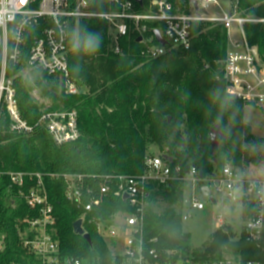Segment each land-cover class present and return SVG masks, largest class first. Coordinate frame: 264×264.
Segmentation results:
<instances>
[{
	"label": "trees",
	"instance_id": "16d2710c",
	"mask_svg": "<svg viewBox=\"0 0 264 264\" xmlns=\"http://www.w3.org/2000/svg\"><path fill=\"white\" fill-rule=\"evenodd\" d=\"M92 13L121 10L113 0H87ZM173 12L189 13L190 0H167ZM139 13L156 10L152 0L133 1ZM241 17L257 22L244 26L248 42L264 53V0H237ZM158 23H149L150 28ZM192 43L188 50L168 46L165 54L151 58L132 29L119 39L121 53L113 50L109 22L91 16L72 20L69 39V69L77 84L86 88L68 94L59 78L45 71L24 70V65L7 66L13 79L19 109L34 125L43 113L76 110L81 136L57 145L45 126L31 134L10 132V118L0 113V264H37L22 246L24 219L36 215L24 199L35 184L26 178L23 186L11 184L9 171L40 173L53 204L56 230L63 256H76L108 263L111 251L90 218L111 219L118 212H129L128 201L115 192L118 175L145 172V159L151 145L167 155L172 168L180 165L181 177L196 167L203 177L220 172L231 163L246 169L264 163V138L253 135L244 121L246 104L229 96L223 80L222 62L228 48V32L213 22H193ZM98 34L100 47L92 53L83 50L88 34ZM148 35H151L149 32ZM78 43L79 48L73 45ZM28 56V47L25 49ZM1 65V61H0ZM38 88L50 105L40 104L33 95ZM221 125V137L214 151L210 131ZM172 158V160L170 159ZM81 175L84 188L96 193L107 182L111 191L99 208L88 214L85 230L91 243L74 231L82 209L67 195V175ZM182 179L167 183L154 181L147 187L145 238L157 249V264L211 263L224 258V249L243 264L264 262V233L257 240L242 234L228 237V227L211 234L201 247L183 230ZM85 201L89 197L84 198ZM229 252V251H228Z\"/></svg>",
	"mask_w": 264,
	"mask_h": 264
},
{
	"label": "built area",
	"instance_id": "2783aa9c",
	"mask_svg": "<svg viewBox=\"0 0 264 264\" xmlns=\"http://www.w3.org/2000/svg\"><path fill=\"white\" fill-rule=\"evenodd\" d=\"M121 5V10L107 13H92L87 0H0V113L6 110L10 118V132L28 135L39 126H45L54 142L64 145L78 140L81 136L76 110L50 111L43 113L37 123L32 125L23 118L19 109L17 92L13 79L7 75V66L24 65L25 71H45L60 79L68 94L79 92L69 69V39L72 20L97 16L106 19L115 53H121L119 39L132 29L138 37L142 36L146 52L151 58L166 53L168 46L188 50L192 43L193 22H213L222 25L228 32V48L222 62L223 80L226 90L233 99L246 105L264 106V53L252 46L245 34L248 22H257L241 17L237 11L221 9L218 0H198L201 11L195 13L192 5L189 13H175L167 0H152L156 10L146 13L136 12L133 0H113ZM219 8L221 11L214 9ZM149 23H158L150 28ZM236 26L239 38L232 35ZM159 29L167 44L159 43L154 30ZM151 35H148V33ZM28 56L25 58V49ZM257 50V55L255 54ZM165 153L148 155L146 170L139 175H118V188L115 194L124 198L127 194L131 208L129 212H118L111 219L92 217L89 223L95 224L98 234L104 238L111 251L108 263L97 259L76 256H63L55 227L56 217L40 173L9 171L11 184L23 186L25 179H35V184L24 193V199L36 215L24 219L27 225L22 233V246L37 264H157V249L145 238V211L147 208V187L154 181L167 183L171 179H182L192 185L190 197L183 198V221L191 218V211L206 210L202 186H208L211 195L218 203L219 195H227L242 205L244 217L241 235L250 240L259 239L264 233V178H249L245 169L227 163L220 172L210 173L200 179L196 167L181 177L180 165L172 168ZM2 173L0 172V175ZM68 198L82 209V227L88 214L99 208L103 198L111 191L107 182L100 186L98 193L93 188H84L81 175H67ZM109 180V181H108ZM89 197L85 201V197ZM208 200V199H207ZM216 203V204H217ZM227 207L216 216L217 224H225ZM1 250V245H0ZM1 252V251H0ZM20 264V263H11ZM196 264H243L232 257H224L211 263ZM245 264H264L263 261L250 260Z\"/></svg>",
	"mask_w": 264,
	"mask_h": 264
},
{
	"label": "rangeland",
	"instance_id": "374dc122",
	"mask_svg": "<svg viewBox=\"0 0 264 264\" xmlns=\"http://www.w3.org/2000/svg\"><path fill=\"white\" fill-rule=\"evenodd\" d=\"M218 2L221 5V9L229 10L231 12L237 11V0H218ZM214 10L221 11L219 8ZM232 35L235 38H239L240 36L236 26L233 27ZM77 85L80 91H86L85 87L80 86L79 84ZM33 95L40 104L47 106L51 104L50 100L45 98L38 88H34ZM244 113V121L252 129L253 135L259 138H264V106L246 105ZM149 153H153L155 155L159 154L160 149L155 145H151ZM244 175L252 179L264 178V163L259 165L252 164L250 167L245 169ZM191 188L192 185L186 182L184 185L185 197H190ZM203 200L206 203V210L191 211V218L183 222L184 232L191 234L193 237V246L195 248L201 247L208 237L219 228L216 216L222 211L223 207H227V212L224 218L226 224L228 225V237L231 240L239 239L244 222L242 205L234 202L227 195H219L218 203L215 205L207 199ZM226 227L227 226L224 225L219 230H223ZM224 252L226 253V257H232L230 250L224 249ZM177 264L182 263L179 262Z\"/></svg>",
	"mask_w": 264,
	"mask_h": 264
},
{
	"label": "water",
	"instance_id": "95a60500",
	"mask_svg": "<svg viewBox=\"0 0 264 264\" xmlns=\"http://www.w3.org/2000/svg\"><path fill=\"white\" fill-rule=\"evenodd\" d=\"M137 3H140L142 4L143 3V0H133ZM190 3L192 5V8H193V11L195 13H198L201 11V8H200V5H199V1L198 0H190ZM154 34L156 36V39L159 43L165 45L167 44L166 40L162 37L161 35V32L159 29L157 30H154ZM143 39L142 36L138 37L137 41L138 42H141ZM255 54L257 55V50H255ZM220 137H221V125L220 124H217L213 127V129H211L210 131V138H211V144H212V148L213 150L215 151L217 148H218V145H219V140H220ZM164 157L166 159H168L169 157L167 155H164ZM172 160V158H170ZM199 176H200V179L203 178V173L200 172L199 173ZM201 192H203V196L204 198L208 199L212 204H216L217 203V199L215 198V196L211 195V190L209 189L208 186H202L201 187ZM128 198V195L125 194L124 195V199H127ZM82 219H78L76 220V222L74 223V231L79 234V235H83L85 237V239L87 241H89L91 243V236L89 233H85L83 227H82Z\"/></svg>",
	"mask_w": 264,
	"mask_h": 264
},
{
	"label": "clouds",
	"instance_id": "9594fccd",
	"mask_svg": "<svg viewBox=\"0 0 264 264\" xmlns=\"http://www.w3.org/2000/svg\"><path fill=\"white\" fill-rule=\"evenodd\" d=\"M76 48H79L80 45L78 43H75L73 45ZM100 47V37L98 34H88V38L84 43L83 50L86 53H92L95 52Z\"/></svg>",
	"mask_w": 264,
	"mask_h": 264
},
{
	"label": "crops",
	"instance_id": "0c3cea01",
	"mask_svg": "<svg viewBox=\"0 0 264 264\" xmlns=\"http://www.w3.org/2000/svg\"><path fill=\"white\" fill-rule=\"evenodd\" d=\"M235 38V37H234ZM236 39V38H235ZM184 197H185V194H184ZM184 208V207H183ZM184 211H185V208L183 209V213H184ZM184 222V221H183ZM227 227H228V225L227 224H225ZM230 227V226H229ZM220 229V227L216 230V231H218ZM215 231V232H216Z\"/></svg>",
	"mask_w": 264,
	"mask_h": 264
}]
</instances>
